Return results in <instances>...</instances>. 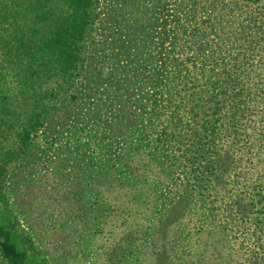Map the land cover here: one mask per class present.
I'll list each match as a JSON object with an SVG mask.
<instances>
[{"label":"rangeland","instance_id":"374dc122","mask_svg":"<svg viewBox=\"0 0 264 264\" xmlns=\"http://www.w3.org/2000/svg\"><path fill=\"white\" fill-rule=\"evenodd\" d=\"M92 7L67 72L42 54L44 35L37 52L0 38V264H227L247 254L248 223L228 204L253 188L240 171L264 150L244 142L264 114L213 123L210 107L224 79L247 108L264 91V0ZM202 125L215 146L197 152ZM208 160L229 167L220 186ZM130 221L138 233L128 237ZM101 226L106 240L120 238L106 257L95 247Z\"/></svg>","mask_w":264,"mask_h":264},{"label":"trees","instance_id":"16d2710c","mask_svg":"<svg viewBox=\"0 0 264 264\" xmlns=\"http://www.w3.org/2000/svg\"><path fill=\"white\" fill-rule=\"evenodd\" d=\"M253 2H258V0H253ZM61 4L66 7L67 15L54 16L52 12L57 10ZM92 4L93 0H0V38H3L4 41L6 39L14 41L13 43L17 44L19 49H24L26 46L28 51H33L35 49V45H33L34 38L39 34L44 35L46 46L41 49L42 54L51 53L55 55L57 68L62 72H67L69 69L74 68L78 61L76 43L82 38L87 26L93 19ZM49 18L51 19L49 20ZM261 27L262 29L264 28V26ZM25 35L28 36L26 37ZM35 50L37 52L39 49L36 48ZM221 85L223 88L220 93H216L215 101L210 107V117L213 123H217L222 114L231 120L238 111H249L248 115H251L253 119L258 117L260 113L264 114V106H260L263 90H261L262 92L258 95L257 100L253 102L252 107L247 108L243 101H235L240 94L234 87L229 85L227 79H224ZM218 94H220L219 97ZM226 106L228 107L227 110L222 112V109ZM213 123L212 125H214ZM202 129L204 143L197 144V152L199 150H213L215 146V131L204 125H202ZM248 134L251 136L245 140L244 143L247 146L243 150H264V126H261L259 131L254 129L253 126ZM229 135L231 134L229 133L227 136L229 137ZM226 150H232V148L228 146ZM251 153L248 152L247 154L250 155ZM11 157L12 154L7 155V158L10 159ZM227 160L229 164L232 161L228 152ZM249 160L254 161V163L249 165V162L243 166L240 176L253 178L250 180L254 184L253 188L250 189L248 187L247 190L236 196L234 200H230L231 202L228 204L230 211H234V214L243 220V224L244 221L248 223L249 228L245 232V237L250 243L249 252L243 254L239 253L240 251H235L231 255L227 254L229 258L227 264H263L262 262H264V158L263 162L258 160V158L257 160L252 158ZM231 165H233V161ZM228 170L229 167L221 170L212 164V160H208L203 171L210 177L211 182H215L216 187L220 186L218 181L224 179ZM148 205L153 208L152 204L148 203ZM143 212L148 213L146 205L143 207V211L139 212L138 217H135L140 218L139 222ZM143 219L142 221L146 226L147 224L150 225V222H146L147 217ZM130 222L127 224L130 226L128 227L130 232L125 234L128 237L138 233L136 230L137 224L134 223L136 221ZM145 225L141 227L145 228ZM102 227L98 228L97 236L100 237V242L95 247L97 248V255L100 253L103 257H106L110 253L109 251L115 252L118 249L116 240L120 241V238L114 236L106 240V234H103ZM195 231L194 234L202 232L201 229H196ZM110 238L113 241H110ZM235 254L237 256H234ZM104 259H101L100 264L105 262Z\"/></svg>","mask_w":264,"mask_h":264}]
</instances>
